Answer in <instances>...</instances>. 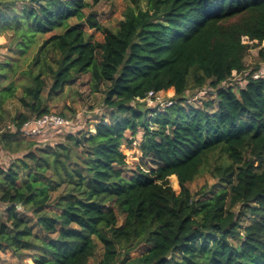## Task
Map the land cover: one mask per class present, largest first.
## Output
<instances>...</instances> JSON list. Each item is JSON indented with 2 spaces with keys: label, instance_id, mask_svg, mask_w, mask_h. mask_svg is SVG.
<instances>
[{
  "label": "trees",
  "instance_id": "trees-1",
  "mask_svg": "<svg viewBox=\"0 0 264 264\" xmlns=\"http://www.w3.org/2000/svg\"><path fill=\"white\" fill-rule=\"evenodd\" d=\"M129 1L112 29L88 0H0L14 55L0 61V155L13 156L0 164V251L18 264H90L100 245L98 264H264V77L245 61L258 48L264 62V0ZM85 74L113 122L24 137ZM233 74L245 84L226 86ZM206 87L217 102L185 104ZM171 88L172 105L149 108L150 91ZM140 132L149 167L130 169L122 146ZM204 173L217 183L193 193Z\"/></svg>",
  "mask_w": 264,
  "mask_h": 264
},
{
  "label": "rangeland",
  "instance_id": "rangeland-1",
  "mask_svg": "<svg viewBox=\"0 0 264 264\" xmlns=\"http://www.w3.org/2000/svg\"><path fill=\"white\" fill-rule=\"evenodd\" d=\"M90 6L85 9L86 14H94L98 21L108 26L112 29H115L119 22L124 18L125 10L131 5L129 0H88ZM142 6L145 8L146 5L143 3ZM72 22H77L76 19H72ZM85 30L92 34L95 41H102L104 36L100 31L91 29L88 24H84ZM47 35L46 37H48ZM10 40L8 35H0V61L6 60L9 56L13 55L10 51ZM264 46V42H263ZM27 54H24L26 56ZM14 56V55H13ZM23 58V57H21ZM29 61V60H28ZM246 65L249 67V70H252L256 64H260L262 69H264V62H260L258 59V48H253L250 50L247 55ZM26 66V64H25ZM241 74H233L232 79L225 84L226 86H238L239 83L244 85L245 80ZM65 94L56 100L50 101V109L52 114L58 115V113L63 112L67 118L71 121L68 127H63L61 129H47L43 133H40L37 137L29 135L31 138L28 140H38L42 142V145L47 143H59L65 140V136L68 133H77L85 131L87 129L95 132V126L98 120L105 117V121L113 122L111 117L112 108L107 107L104 104V95L102 92L93 93L90 86V76L88 74L80 76L76 79L75 82L65 87ZM174 89H169L160 93L159 98L154 100V103L149 102V108H155L158 106L159 109H165L166 107L172 105L173 101L171 98L174 96ZM209 100L217 102L216 93L210 88L206 87L203 90H194L187 92L186 105L188 107L194 106L195 108H206L205 103ZM15 113L17 107V101L8 105ZM207 109V108H206ZM26 111L25 109H21ZM126 135L128 138H132L131 132L127 131ZM142 138V132L138 133L136 136V142L130 146L127 143L122 146V151L126 155V160L128 162L130 169H135L137 166L142 165V167H149V163L144 160L142 157V151L138 148ZM13 156L8 155L6 152L2 151L0 155V164L9 166L11 158ZM171 183L178 193L180 191V186L176 176H171ZM217 183L216 179L212 177L210 173H204L198 176L194 181L190 182L189 188L193 193L198 192L201 189H212L213 186ZM219 188V187H218ZM217 188H215L216 190ZM61 189L52 194V199H54ZM5 206L0 202V211L4 210ZM238 209V207H237ZM124 221V217L120 216L118 223L121 225ZM39 228H35L37 232ZM237 241V239H233ZM143 251L137 250L133 254ZM102 247L99 246V250L93 259L90 260V264H98L99 259L102 255ZM0 264H18V259L11 252L0 251Z\"/></svg>",
  "mask_w": 264,
  "mask_h": 264
},
{
  "label": "built area",
  "instance_id": "built-area-1",
  "mask_svg": "<svg viewBox=\"0 0 264 264\" xmlns=\"http://www.w3.org/2000/svg\"><path fill=\"white\" fill-rule=\"evenodd\" d=\"M253 76L255 78H260V77H264V69H260L258 71H255L253 73ZM160 92H155V91H150L148 94V97L146 98L150 103H154V100H157L159 98ZM71 123V121L61 115H56V114H52V113H48V114H44L39 118L30 120L28 122H26L22 129V135L26 138H31L29 135H33L32 138L34 136H38L40 133H43L44 131H46L47 129H61L63 127H68V125Z\"/></svg>",
  "mask_w": 264,
  "mask_h": 264
}]
</instances>
